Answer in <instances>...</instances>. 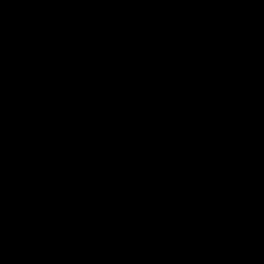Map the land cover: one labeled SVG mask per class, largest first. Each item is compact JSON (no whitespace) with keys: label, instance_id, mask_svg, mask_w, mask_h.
Returning a JSON list of instances; mask_svg holds the SVG:
<instances>
[{"label":"water","instance_id":"obj_1","mask_svg":"<svg viewBox=\"0 0 264 264\" xmlns=\"http://www.w3.org/2000/svg\"><path fill=\"white\" fill-rule=\"evenodd\" d=\"M0 264H264V0H0Z\"/></svg>","mask_w":264,"mask_h":264}]
</instances>
